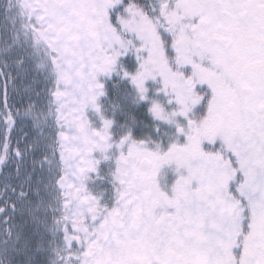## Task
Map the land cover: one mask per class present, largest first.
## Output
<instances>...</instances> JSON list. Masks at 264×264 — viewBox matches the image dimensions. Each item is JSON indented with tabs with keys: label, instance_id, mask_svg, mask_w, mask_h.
I'll return each mask as SVG.
<instances>
[{
	"label": "snow or ice",
	"instance_id": "obj_1",
	"mask_svg": "<svg viewBox=\"0 0 264 264\" xmlns=\"http://www.w3.org/2000/svg\"><path fill=\"white\" fill-rule=\"evenodd\" d=\"M0 264H264V0H0Z\"/></svg>",
	"mask_w": 264,
	"mask_h": 264
}]
</instances>
